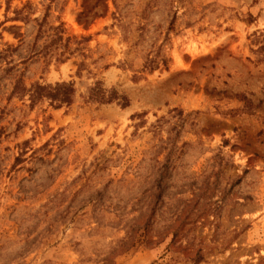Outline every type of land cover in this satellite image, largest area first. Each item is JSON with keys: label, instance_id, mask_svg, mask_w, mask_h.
Segmentation results:
<instances>
[{"label": "rangeland", "instance_id": "obj_1", "mask_svg": "<svg viewBox=\"0 0 264 264\" xmlns=\"http://www.w3.org/2000/svg\"><path fill=\"white\" fill-rule=\"evenodd\" d=\"M0 22V264H264V0H0ZM60 22L85 55L43 52ZM19 76L75 100L29 107ZM96 79L129 105L87 102Z\"/></svg>", "mask_w": 264, "mask_h": 264}, {"label": "trees", "instance_id": "obj_2", "mask_svg": "<svg viewBox=\"0 0 264 264\" xmlns=\"http://www.w3.org/2000/svg\"><path fill=\"white\" fill-rule=\"evenodd\" d=\"M115 18L120 21V18H118L117 16ZM175 20L176 13L174 12L166 27L163 41L159 45H157L154 50H151L152 53L149 57L146 58V61L143 64V70L147 69L148 71H153L160 66L166 67L168 65L169 58L164 52L163 42L167 41L170 32L174 31ZM1 25L2 22H0V26ZM42 27L43 26L41 25L39 34L49 36V41L46 42L42 47L44 53H56L59 62H64L74 52H79L85 55L83 52H81L84 49V46L82 44L85 38L77 39V37L74 35H67L63 26V22H60L57 26H50V28L52 29V33L50 34H45L46 32L44 29H42ZM85 66L86 63L84 60H82L78 63L77 70L80 71L85 68ZM76 92L77 89L75 88L74 82L72 80H62L56 81L54 83L34 81L27 87L24 84L22 77L20 76L15 79L13 88L11 90V94H16L20 97L27 96V99L29 100V107H33L36 103L45 100L53 108L70 106L75 100ZM85 100L87 102L96 104L116 103L122 108L128 106L130 102L128 96L125 93L119 92L115 87H105L101 79H96L88 87L87 94L85 95ZM168 113L170 114V118L175 117L178 121L184 120L183 112L181 109L172 108L168 111ZM165 122H168V120L164 116L158 118L153 124H151L152 133L158 134L163 129ZM177 122H174V124H172L171 127L167 129V132H171L167 139L163 140L162 138H160L161 143L159 145H154L155 148L158 147L157 154L167 150V156L169 157L177 152L178 146H176L175 143L176 136L179 132L177 130ZM172 131H175V133L172 134ZM23 151L24 150H22L19 155H24ZM21 156H17L16 159H21ZM154 165L156 166L157 170L155 185L156 187L160 188L161 177L167 170V164L156 159Z\"/></svg>", "mask_w": 264, "mask_h": 264}]
</instances>
